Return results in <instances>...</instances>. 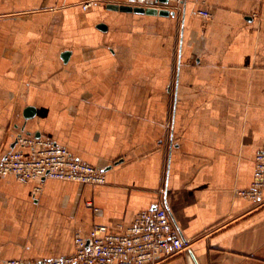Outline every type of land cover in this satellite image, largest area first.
Segmentation results:
<instances>
[{
    "label": "crops",
    "instance_id": "0c3cea01",
    "mask_svg": "<svg viewBox=\"0 0 264 264\" xmlns=\"http://www.w3.org/2000/svg\"><path fill=\"white\" fill-rule=\"evenodd\" d=\"M109 4L149 7L0 0V161L24 134L105 177L0 176V264L72 255L76 234L162 206L188 244L161 264H264V196L240 194L264 148V0Z\"/></svg>",
    "mask_w": 264,
    "mask_h": 264
},
{
    "label": "built area",
    "instance_id": "2783aa9c",
    "mask_svg": "<svg viewBox=\"0 0 264 264\" xmlns=\"http://www.w3.org/2000/svg\"><path fill=\"white\" fill-rule=\"evenodd\" d=\"M147 1L149 7L156 9L173 2L182 3V0H166L167 4ZM91 5L89 1L83 7L87 9ZM197 13L210 17L205 10ZM15 144L16 149L0 161V176L13 175L22 183L57 179L93 186L105 184L102 172L76 159L66 147L50 139L18 134ZM240 194L256 203L263 201L264 148L255 157L250 188ZM94 211L99 213L98 209ZM74 241L72 255L41 261L11 259L5 264H161L184 251L188 244L163 206L138 213L124 228L113 230L96 225L87 238L76 234Z\"/></svg>",
    "mask_w": 264,
    "mask_h": 264
},
{
    "label": "water",
    "instance_id": "95a60500",
    "mask_svg": "<svg viewBox=\"0 0 264 264\" xmlns=\"http://www.w3.org/2000/svg\"><path fill=\"white\" fill-rule=\"evenodd\" d=\"M159 2L163 3V4H167L166 0H159ZM108 8L112 9V10L133 12L136 14L161 15V16L169 15V11L167 9H156L154 7H147L146 8V7H141V6L109 4Z\"/></svg>",
    "mask_w": 264,
    "mask_h": 264
}]
</instances>
